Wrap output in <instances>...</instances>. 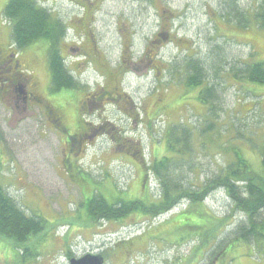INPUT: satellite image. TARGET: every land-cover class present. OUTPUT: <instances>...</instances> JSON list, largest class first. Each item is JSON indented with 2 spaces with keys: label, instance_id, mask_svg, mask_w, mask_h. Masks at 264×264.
Instances as JSON below:
<instances>
[{
  "label": "rangeland",
  "instance_id": "374dc122",
  "mask_svg": "<svg viewBox=\"0 0 264 264\" xmlns=\"http://www.w3.org/2000/svg\"><path fill=\"white\" fill-rule=\"evenodd\" d=\"M8 2L0 0V25L6 28L7 37L12 43L11 25L9 22L5 24L7 21L2 15ZM263 4L264 0H48L42 5L70 26L62 53L67 68L82 72L79 80L75 79L76 74L72 75L83 91L91 92L92 84L96 88L103 81L96 63L99 61L103 65L107 54V72L137 108L151 92L153 96L159 94L160 99L165 101L176 97L178 102V95L182 94V101L189 103L195 99L196 88L183 87L188 78V65H181V61L194 58L200 61V66H205L208 80L205 82H212L217 88V97L210 98L215 101L211 104L205 102L207 107L210 104L207 109L187 108L181 103L177 106L178 112L164 118L163 115H154L151 118L154 121H148L144 111L151 109L149 105L144 111H139L142 118L139 120L143 124L128 131V138L143 140L147 152L153 144L161 145V156L165 153L162 138L168 124L164 119L178 120L183 115L182 120L195 123L200 136L193 139V144L189 142L194 147L192 156L176 153L172 159L175 170L185 166L184 172L177 170L176 180H184V184L190 187L202 185L208 178L221 174L231 161L233 154L226 147H219L228 138L230 142L231 136H236L235 127H244L247 138L264 144V84L249 82L244 73L246 64L264 62V28L257 19ZM162 30L167 34L169 32L175 41L165 46L158 43L157 33ZM159 38L163 39L161 36ZM152 42L156 46L152 47L151 57L162 61L164 70L160 69V76L151 72L145 77L144 72L132 71L130 66L145 57ZM76 44L81 45L83 50L77 49ZM48 49L46 40H38L19 51L21 68L25 73L35 75L43 90L51 84ZM83 53L87 59L74 60ZM154 83L158 84L155 89ZM51 89V94L57 96L59 106L64 108L67 123H73V118L79 120L77 111L83 91L79 87L76 88L78 92L66 88L55 90L53 86ZM213 103L218 111L215 116L207 113L214 108ZM123 105H108L107 117L104 118L122 125L125 116L120 107ZM128 105L125 109H128ZM194 111L198 116L194 115ZM203 113H207V117L199 125L196 121ZM91 116L90 119L86 116L90 122L102 119ZM55 118L42 115L37 109L19 114L0 102V181L20 205L24 204L29 214L43 219L47 226L44 242L34 250L40 257L34 263L69 264L71 258L107 251L117 238L123 240L120 250H125L128 242L124 240L142 232L144 228H154L161 223L163 225L157 232L163 235L165 231V240L161 238L148 246L145 243L144 250L136 246L134 249H140V252L135 250L124 261L114 255L108 260L106 257L105 264H199L196 257L200 256L201 251L206 249L210 255V249L217 247L219 242L222 245L216 253L223 256L221 264H264V244L248 243L236 237L240 234V227L247 226V217L232 207L223 188H216L205 199L203 208L195 205L191 206L194 212L179 214L181 210L188 209L189 203L185 202L173 211L155 217L157 220L154 222L148 220L150 217L142 215L143 218L136 219V215H131L118 224L107 219L97 220L91 226H84L78 221L72 224L81 215L84 216L81 202L89 198L88 188L97 195L108 198L107 193H111L112 198L122 197L126 200L143 199L146 193L149 197V192L143 186L140 167L109 155L113 144L110 141L113 140L108 135H105L106 139L95 137L80 152L76 163L83 173L91 177L79 178L82 186L70 174L69 178L67 169L71 163L67 162V155L73 153H69L64 145L61 127L50 121ZM213 121L215 130L204 133L205 127ZM254 142L245 141L240 145L239 140L233 139L230 143L236 148L239 143L245 158L258 170L261 159ZM177 148L180 149V146ZM190 166L195 167V173ZM157 183V178L153 177L154 187H150L152 201H160L163 197L156 190ZM201 212L211 218L207 229L197 227L203 222ZM261 215L264 217V212ZM182 224L186 225L184 229L175 231ZM113 229H119L117 232L122 235L117 237L113 232L111 239ZM198 232H203L208 239L197 235ZM39 240L40 237H35L32 242L38 243ZM121 253L118 255L124 254ZM7 258L17 264L14 256H5L0 251V264H6ZM28 259L32 260V256Z\"/></svg>",
  "mask_w": 264,
  "mask_h": 264
},
{
  "label": "trees",
  "instance_id": "16d2710c",
  "mask_svg": "<svg viewBox=\"0 0 264 264\" xmlns=\"http://www.w3.org/2000/svg\"><path fill=\"white\" fill-rule=\"evenodd\" d=\"M46 1L48 0H9L3 9L2 15L4 20L8 21L11 25L12 41L18 48H26L38 40H46L48 42L49 70L53 88L55 90H61L63 88L75 89L78 84L70 69L67 68L62 53V45L70 26L61 18L54 16L51 11L42 5ZM260 9L262 12L257 14V19L260 20L264 28V4ZM96 64L98 70L104 65H100L99 61ZM182 64L188 65L186 68L188 78L185 80L183 87L196 88L195 99L191 100L189 103H184L182 101L183 95H178L180 97V102L174 103L171 100L165 101L167 104H171L172 102L171 108L162 106L161 102L156 100L154 102L155 106L150 104V106H152L150 109L151 111L149 110L150 114H152H149L151 116L150 118L154 115H163L162 117L164 118L165 116H169L172 112H178L177 106H180L181 103L183 107L187 108L192 106L194 108L202 107L203 109H207L210 104L215 101L210 98L214 99L217 97V88L212 82L205 83L207 80L205 66H200V61L194 58L187 59L185 62L181 61V65ZM246 65L244 70V73L247 75L246 80L253 83L264 84V62ZM109 79V82L112 81L110 83H114L112 80L114 78L109 77ZM186 97L187 96H185V99ZM207 101L210 102L208 107V104L205 103ZM212 105L214 108L209 109L207 113H213V116H215L218 114V111L216 110V104L213 103ZM196 113L197 112L194 111V115L198 116ZM207 113L201 114L200 119L196 121L199 125L202 124L203 118L207 117ZM182 116L183 115H181L178 120L173 121L164 119L165 123L168 122L165 131L166 136L163 138L165 153L143 169L144 175H142L141 178L143 181H146V175L152 173L157 177L158 183L156 186L157 189H155L163 195L160 201H152L150 193L149 197H145L144 194L143 199L126 200L122 197L112 198L113 195L111 193H107V198L103 195L94 194L93 191L88 188L87 196L89 198L83 199L81 202L84 216L81 215L80 218L71 223L74 224V222L77 223L76 221H78L84 226H91L93 222L100 219H119L124 221L131 215H136V219L143 218L141 217L142 215L150 217L148 220L154 222V220H157L155 217L160 214L165 215L173 211L178 205L185 204V202L189 203L187 206L188 209L185 211L181 210L179 214L186 213L187 211L194 212L195 210L192 209L191 206L200 205V207L203 208L202 205L205 204V199L216 188H223L226 192V196L232 202V207H235L238 212L247 217V226H241L239 231L240 234L236 237L248 243L255 242L260 245L264 244V217L261 215V213L264 212V144H257L256 139L247 138L244 133V127H235L236 136H231V141H233V139L239 140L240 145H242L245 141L252 142L254 140L257 148L256 150H258L260 154V168L258 170L253 168V164L243 155L239 143L236 148L232 146L228 138L219 149L226 147V150L231 152L234 157L224 170H222L221 174L208 178L205 182H202V185L198 184V186L187 187L184 184V180L178 181L175 176L177 170L184 172L185 166H179L177 170H175L172 159L173 157L175 158L176 153L184 156H192L194 147H192L190 143L193 144V139L198 135L200 136V134L197 131L198 127L195 126V123L182 120ZM150 120L154 121V119ZM215 128V122L213 121L212 124L210 123L205 127L203 132H212ZM237 134H239V136ZM173 142L174 144H172ZM71 145L72 144H69V146ZM179 146L180 149L177 148ZM68 150L69 153H72V146L68 148ZM190 169L194 172L195 167L190 166ZM81 173L82 172L78 173L76 170L71 169L68 176L69 178L70 175L71 177L73 176L72 178L76 179L77 183L82 186V181L79 178L82 176L91 177V175ZM25 208L24 204L23 206L20 205L19 202L9 194L0 181V251H3V255L5 253V256H14V260L17 264H36L34 262L38 261L40 257L38 256L39 253L34 252V250L44 242L47 226L43 219L36 215L29 214ZM206 211L209 212L207 209ZM201 216L203 217V222L200 223V225L197 223L199 225L197 227L207 229L211 218L208 215H204L202 212ZM185 226V224H182L176 227L175 231H181ZM169 232H171V230ZM197 235H202L208 239V236H205L203 232H198ZM35 237H40L38 243L32 242V239ZM207 244L208 241L206 242V245ZM221 245L222 243L219 242L214 249L209 248L211 250L210 254L214 256L218 248H221ZM126 246V248L131 249L135 246V242H130ZM103 253L107 257V251ZM223 253L222 251L221 254ZM30 256H32V260L28 259ZM5 262L6 264H15L9 258H7Z\"/></svg>",
  "mask_w": 264,
  "mask_h": 264
},
{
  "label": "flooded vegetation",
  "instance_id": "af4514ba",
  "mask_svg": "<svg viewBox=\"0 0 264 264\" xmlns=\"http://www.w3.org/2000/svg\"><path fill=\"white\" fill-rule=\"evenodd\" d=\"M5 24L8 25V22H5ZM166 33L167 32L165 30L157 33L159 37L161 36L163 38L162 40L159 37L157 38V42H161L162 46L175 41L171 34L169 36V39L165 41L163 36H165ZM7 35L8 33L6 28L0 25V102L4 104L5 107H9L19 114H27L30 110L37 109L39 113H42V115L45 114L48 117L56 116L54 120L50 119V121L52 122V124H56L57 126L61 127L60 130L64 133V145L66 144V148H70L72 146L71 152L73 154L67 155V162L71 163V167L69 168L70 170L74 169L78 173L82 172L81 166L76 163L80 158V152L84 150L85 147L89 145V143H92L95 137L97 138L101 136L102 138L105 137L106 139V136L108 135L112 138L111 140H113L110 141V143L113 142V144L112 152H110L109 155H113V158H119L126 163L136 165L135 167H140L139 171L142 178V175H144L143 169H145V166L153 163L155 159L160 158L159 154L161 145L153 144L152 148L147 152L143 140L139 138L134 140L128 138V131H130L131 128H139V125L143 124V121L139 120L142 119L140 118L139 111H144L149 107L150 104L154 105V102L156 100L160 101L162 106H167L169 108L172 107V102L171 104H167L165 100L160 99L159 94L153 96L151 92L145 97V100L141 103L140 108H137L135 105H133V102L131 103L128 94H125L123 92V88L120 86V84L116 85L115 83H110L112 81L109 82V77H113L109 73H107V54L105 53L106 55L104 65L98 70V74L103 78V81L99 83L96 88H94L95 85L93 86L92 84L91 92L83 91V87L79 85L77 86L83 91L81 92L83 94L79 98L80 107H78L77 111L79 120H75L73 118V123L69 124L66 120L64 108L62 106H59L57 102L56 94H51V91H53L51 89V84L46 85L44 90L40 89V83L37 80L36 76H32V73H25V70L21 68V54L19 52L23 48H18L17 45L13 42L10 43V39L9 37H7ZM154 46L156 45L154 44V42H152L151 47L147 48L145 57H141L137 62L132 63L130 66V70L144 72L145 77L149 76L151 72L153 73V75L160 76V69L164 70V68L161 66L163 62L158 60V58L151 57L152 47ZM75 47H77V49L83 50V47L81 45L76 44ZM187 49L191 50L190 47H187ZM84 59H87V55L85 53H83V55H79L74 60L83 61ZM70 71L71 73L76 74L77 77H75V79H80L82 72L79 73L76 69H70ZM157 86L158 84L154 83L153 88L155 89ZM76 88L72 90L78 92ZM88 98H90L89 101ZM171 101H173L174 103L178 102L176 97H172ZM121 103H124L123 107H120V109L123 110L125 118H123L122 120L123 124L118 126L117 123L107 121V119H105L104 117H107L108 105H119ZM127 105L128 109H125ZM144 112L145 116L148 117V121H151V118H149V111ZM117 113L118 115H121L120 112ZM91 114L93 116H91ZM86 116H88L89 119L90 116H99L102 119H100L98 122H90V120H88ZM165 133L163 135V138L166 136ZM69 144L72 145L69 146ZM162 147L164 149L165 145H162ZM69 169H67L68 173L70 171ZM153 177H155V175L152 173L146 175V181H143V179H141L143 182V186L149 193L150 189L154 187ZM146 196H148V193L145 194V197ZM112 221L114 224L122 222V220L119 219H112ZM160 225L161 223H158L154 228L152 226L150 228H144L142 232L132 234V237L124 240L127 241L128 244L130 242H135V246L131 249L126 248L125 250H120L122 249L121 242L123 240L119 241V239L117 238L115 243L112 244L113 247L107 249V260L108 258L110 259L112 255H114L116 257L118 256L124 261L127 257H130L131 254L134 253V251L136 250L134 248L136 246H141V250H144L143 245L145 243L148 246L150 242H155L156 240L158 241L161 238L165 240L166 238H164V234L167 233L163 231L164 234L162 235L157 232V230L160 228ZM118 230L119 229H113L110 232L111 239H113V232H116L117 237H120L122 235L121 232H117ZM121 251L125 255L123 254L122 256H119V252L120 254H122ZM136 251L140 252V249H137ZM142 253L144 254L145 252L142 251ZM101 254L106 261V256L104 255V253ZM196 260L197 262H199V264H221L222 256L219 255V252L214 256H212L211 254L209 255V253L205 249V251H201L200 256L198 255L196 257Z\"/></svg>",
  "mask_w": 264,
  "mask_h": 264
},
{
  "label": "water",
  "instance_id": "95a60500",
  "mask_svg": "<svg viewBox=\"0 0 264 264\" xmlns=\"http://www.w3.org/2000/svg\"><path fill=\"white\" fill-rule=\"evenodd\" d=\"M169 33L164 36V40L169 39ZM105 260L102 254L88 253L79 258H71L69 264H104Z\"/></svg>",
  "mask_w": 264,
  "mask_h": 264
}]
</instances>
